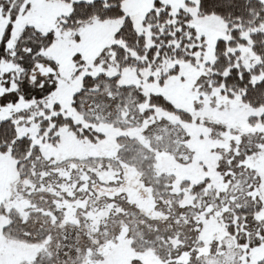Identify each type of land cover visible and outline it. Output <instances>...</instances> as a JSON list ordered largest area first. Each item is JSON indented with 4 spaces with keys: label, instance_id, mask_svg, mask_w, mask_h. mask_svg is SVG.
<instances>
[{
    "label": "rangeland",
    "instance_id": "rangeland-1",
    "mask_svg": "<svg viewBox=\"0 0 264 264\" xmlns=\"http://www.w3.org/2000/svg\"><path fill=\"white\" fill-rule=\"evenodd\" d=\"M37 3L40 6L37 19L44 30L53 26L54 14L65 10L61 1L37 0ZM198 28L202 33L215 38L223 34L224 23L219 18L207 17L198 21ZM83 35L81 45L90 50L97 45L103 48L115 42L110 23L101 24L96 21L86 26ZM81 45H75L69 31L57 38L49 54L56 59H63L67 55V64L70 65L69 54L73 48L76 51L82 50ZM206 55L210 61H215L213 53ZM245 55L251 56L249 47H246ZM177 64L180 65L177 73L167 77L163 86H160L159 79ZM209 69L200 61L192 64L168 58L157 66L154 73L157 81L146 89L164 97L177 110L190 114V123H184L177 116L157 108H152V115L144 117L139 105L129 102V99H139L134 91L124 92L123 103H116L111 97L119 93L113 91L109 84L96 97L85 94L81 97L85 102L80 110L69 113L77 121L85 125L91 124L105 133L102 139H78L67 128H63L54 134L59 139L52 141L47 133L38 137V126L27 132L18 130V138L30 136L32 148L22 156L20 164L9 153H0V259L5 264H37L40 258L49 253L51 238H46L45 234H52V229L56 226L72 221L76 209L82 206L67 201L51 208L40 198H35V193L53 195L56 189L68 191V186L64 183H58L56 188L44 187L42 184L37 186L39 181H34L32 176L39 167L31 169L29 161L32 154L37 152L39 164L49 165L51 171L58 170L60 178L66 177V167L70 170V167L78 163L108 166L112 176H120L115 189L125 194L128 202L150 219H164L155 206L157 199H160L159 193L163 192V201L167 199V195L173 197L179 206L194 210L197 223L202 224L198 240L203 243L197 257L200 264H225L229 257L223 252L214 254L213 249L218 242L226 244L230 240L221 221V214L228 211L231 203L236 200L237 188L224 183L217 172L220 158L218 152L228 150L231 141L240 143L241 136L262 131L264 126L254 119L262 110L249 108L238 97L230 99L223 96L219 88L207 90L197 84L200 77L207 76ZM117 70L121 77L118 83H138L135 67L124 71L116 66L111 69L112 74L115 75ZM71 71H74V67L65 73L69 80ZM143 71L147 75L148 70ZM82 80L83 77H77L70 83H62L56 98L64 96L71 100L72 93L79 92L82 88ZM108 95L110 100L106 99ZM3 115H0V119ZM250 118L253 120L250 121ZM205 122L221 124L226 131L220 139L213 140L209 137L211 129ZM245 166L252 169L259 180L255 195L264 196V147L250 156ZM206 180V187L193 193L192 188ZM54 209L60 212L62 218L59 225ZM17 218H22L28 224L30 235H25L18 229L4 230ZM36 225H42V233L40 227L36 229ZM189 259V256L185 257L184 264H188ZM134 260L142 264H167L169 261L159 258L155 247L131 241L126 237L125 231H122L96 251L85 255L81 264H131Z\"/></svg>",
    "mask_w": 264,
    "mask_h": 264
},
{
    "label": "snow or ice",
    "instance_id": "snow-or-ice-1",
    "mask_svg": "<svg viewBox=\"0 0 264 264\" xmlns=\"http://www.w3.org/2000/svg\"><path fill=\"white\" fill-rule=\"evenodd\" d=\"M39 7L37 0H0V115L6 113L0 119V137L4 138L0 152L15 141L14 150L26 153L32 147L31 138L24 135L17 139L18 130L27 132L37 126L38 137L47 133L49 138L59 139L54 134L68 126L81 139L89 135L103 138L105 133L77 121L69 113L80 110L85 91L100 92L109 84L119 93L111 97L116 103H123L124 92L134 91L139 99L129 102L138 104L145 114L153 111L145 105L162 101V97L146 89L157 81V65L170 55L210 67L213 71L203 82H211L221 93L235 96L243 91L245 98H264V39L251 44L250 57L245 55L250 43L246 37L264 38V0H150L142 19L126 10L124 0H63L65 10L54 14L53 26L47 30L39 26ZM210 16L224 23L223 34L215 38L198 28V21ZM97 18L101 24H111L115 42L90 50L81 45L83 30ZM252 28L258 31L252 32ZM69 31L75 45L82 47L80 51L73 48L70 65L67 55L56 59L49 54L57 38ZM117 51L123 60L115 55ZM207 53L215 55V62L207 58ZM117 65L124 71L134 66L138 83H118L120 71L115 75L111 71ZM71 67L74 71L69 80L65 73ZM179 67L177 64L175 70ZM144 69L148 70L147 75ZM77 77H83L86 87L72 93L71 100L64 96L57 99L62 83ZM165 79H159L160 86ZM259 119L264 120V113ZM250 151L251 145L244 148L245 154ZM239 159L243 160V154ZM249 193L252 194L243 199L237 197L224 213L232 239L226 244L218 242L213 253L227 255L225 264H264V196L255 195V188H249ZM17 229L30 235L22 218L4 230ZM198 235L199 228L189 243L171 252L168 264H184L188 256L190 264H200L197 257L203 242L196 238ZM59 260L57 251L49 258V264ZM0 264L5 261L0 259Z\"/></svg>",
    "mask_w": 264,
    "mask_h": 264
},
{
    "label": "trees",
    "instance_id": "trees-1",
    "mask_svg": "<svg viewBox=\"0 0 264 264\" xmlns=\"http://www.w3.org/2000/svg\"><path fill=\"white\" fill-rule=\"evenodd\" d=\"M57 1L63 2V0ZM222 15H226V13H223ZM96 21H99L98 18ZM251 31L256 32L258 29L252 28ZM248 39L250 43L246 47H249L251 51V44L264 38L253 37L250 35L248 36ZM115 55L123 60L122 55L118 51ZM169 58L177 59L175 55H170ZM178 60L194 64L191 60H185L183 56ZM117 66L121 69L120 65ZM175 69L176 67L169 70L163 77L167 78L171 75H175L177 73V70ZM212 71L213 70L210 68L207 76ZM204 78L205 77H200L197 84L207 90L213 88L211 82H203ZM82 87H86V85L82 83ZM221 87H223V84H221ZM230 91L231 88L228 89V92ZM85 94H89L91 97H96L99 92L85 91L83 96ZM221 94L230 99L238 97L241 103L249 108L253 110H262L260 115L264 113V98L248 99L244 97L243 91L235 96H229L227 92ZM107 98L110 100V95H108L106 99ZM91 103L96 105L94 104L95 102ZM149 106L151 108L160 109L168 114L175 115L184 123H190L192 121L190 114L177 110L164 97H162V101H155ZM150 115H152V111L147 114L144 113V117H149ZM260 115L254 119L264 126V120L259 119ZM251 120H253V118H250V121ZM204 124L211 129L209 137L213 140L220 139V136L226 131V128L221 124L208 122H205ZM64 128H67L70 132L75 134L78 139H81L76 131H72L68 126H65ZM84 138L95 141L94 139L97 137L89 135L82 139ZM17 139H19L18 136ZM51 140L56 141L54 138ZM261 141H264V129L257 133H250L241 136L240 143L237 144L231 141L228 150L218 152L220 158L216 170L219 175H221L224 183H228L230 186L237 188L236 197H240L241 199H243L246 194L251 195V193H249V188H255L256 191L259 183L258 178L255 176V172L246 167L245 162L250 156L258 153L261 148L264 147V143ZM3 142L4 138L0 137V143ZM14 145L15 141L9 144L6 151L0 153H9L11 157L20 164L22 156L29 153L32 147L28 149L26 153H20L18 150H14ZM249 145H251L250 154H245L244 148ZM241 154H243L242 161L239 159ZM29 161H31V169L39 167L38 171H34L36 173L32 176L34 181H37V183L39 181L37 186L42 184L44 187L53 186L56 188L58 183H64L65 186H68V191L56 189L55 194L53 195L44 192L43 194L35 193V198H40L51 208H55L54 205L56 206V204L57 206H60L63 202L67 201L70 202V204L78 203L82 205L76 209L72 221H65L62 226H56L52 229V234H45L46 238L48 236L51 238L49 253L46 257L40 258L37 264H49V258L52 255H55L57 251L60 254V260L57 264H81L83 261H81V259H83L85 255L96 251L100 246L117 237L122 231H125V235L129 240L143 242L155 247L159 258L169 260L172 251L177 248H182L186 243L190 242L189 238L195 236L197 228H199V235L196 238L198 239L201 234L202 224L197 223L193 212L194 210H191L189 207L179 206L175 203L173 197L167 194V199L165 201L161 200L163 198L161 197L163 192L159 193L160 199H157L155 206L156 210L161 213L164 219H150L145 216L134 204L128 202L125 194L119 193L115 189L116 184L120 181V176L119 174L112 176L108 166L106 167L96 163H78L73 167H70V170L66 167V171H64L67 174L66 177L60 178L58 170L51 171L49 165L45 163L39 164L40 158L37 152L32 154ZM230 165L231 167H229ZM40 173L44 174L41 176ZM207 183L208 180L202 184L194 186L192 188L193 193L202 191ZM234 202L235 200L233 203ZM33 203L37 205V202L33 201ZM37 209H39V207H37ZM54 210V216L59 225L62 218L60 212L56 209ZM224 213L225 212L221 214V221L228 239L231 240L232 238L230 237L227 224L223 218ZM233 223H235V220H233ZM29 224L31 225L30 222ZM35 227L37 230L40 227L42 231H39L41 233L43 232L42 225H36ZM189 258L188 264L191 262V257L189 256ZM131 264L142 263L134 260Z\"/></svg>",
    "mask_w": 264,
    "mask_h": 264
},
{
    "label": "crops",
    "instance_id": "crops-1",
    "mask_svg": "<svg viewBox=\"0 0 264 264\" xmlns=\"http://www.w3.org/2000/svg\"><path fill=\"white\" fill-rule=\"evenodd\" d=\"M174 2L178 3L179 0H174ZM124 6L127 11L134 13L142 19L143 13L150 6V0H125Z\"/></svg>",
    "mask_w": 264,
    "mask_h": 264
}]
</instances>
